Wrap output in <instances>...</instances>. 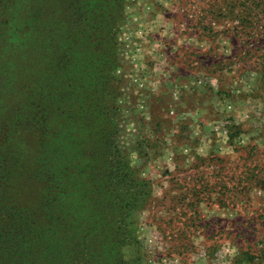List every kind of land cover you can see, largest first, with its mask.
<instances>
[{
	"label": "trees",
	"instance_id": "trees-1",
	"mask_svg": "<svg viewBox=\"0 0 264 264\" xmlns=\"http://www.w3.org/2000/svg\"><path fill=\"white\" fill-rule=\"evenodd\" d=\"M127 2L0 0V264L143 261L151 138L115 83Z\"/></svg>",
	"mask_w": 264,
	"mask_h": 264
},
{
	"label": "rangeland",
	"instance_id": "rangeland-1",
	"mask_svg": "<svg viewBox=\"0 0 264 264\" xmlns=\"http://www.w3.org/2000/svg\"><path fill=\"white\" fill-rule=\"evenodd\" d=\"M124 13L115 83L129 128L150 135L133 163L153 191L143 261L124 253L264 264V0H128Z\"/></svg>",
	"mask_w": 264,
	"mask_h": 264
}]
</instances>
